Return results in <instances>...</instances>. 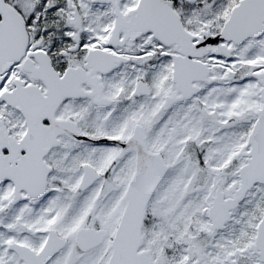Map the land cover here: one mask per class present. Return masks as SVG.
I'll return each mask as SVG.
<instances>
[{"label":"snow or ice","instance_id":"1","mask_svg":"<svg viewBox=\"0 0 264 264\" xmlns=\"http://www.w3.org/2000/svg\"><path fill=\"white\" fill-rule=\"evenodd\" d=\"M0 264H264V0H0Z\"/></svg>","mask_w":264,"mask_h":264}]
</instances>
